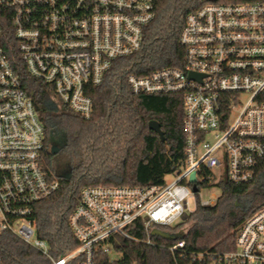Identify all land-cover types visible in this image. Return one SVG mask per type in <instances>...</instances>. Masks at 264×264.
<instances>
[{
    "label": "built area",
    "instance_id": "1",
    "mask_svg": "<svg viewBox=\"0 0 264 264\" xmlns=\"http://www.w3.org/2000/svg\"><path fill=\"white\" fill-rule=\"evenodd\" d=\"M155 17V0H0V40L11 31L23 67L49 92L45 105L90 120V89L102 85L118 61L142 50ZM180 44L181 67L130 74L126 82L134 95L182 97V168L162 186L83 188L69 217L80 245L58 258L38 237L34 221L37 205L60 188L43 165L45 125L0 47V235H15L50 264H96V252L114 251L113 237L140 242L131 232L137 222L152 244L154 229L179 224L199 204L214 205L217 200L199 199L201 190L222 181L263 182L264 2L204 0L187 17ZM185 245L179 240L170 251L175 255ZM213 264H264V206L240 228L235 250L215 255Z\"/></svg>",
    "mask_w": 264,
    "mask_h": 264
},
{
    "label": "trees",
    "instance_id": "2",
    "mask_svg": "<svg viewBox=\"0 0 264 264\" xmlns=\"http://www.w3.org/2000/svg\"><path fill=\"white\" fill-rule=\"evenodd\" d=\"M204 0H155V20L146 28L142 50L131 58L118 61L98 87L90 89L94 115L90 120L68 109L49 112L45 101L49 92L43 82L32 78L20 59L11 31L0 40L14 64L25 90L31 96L43 121L48 141H61L67 155V174H59L55 157L45 151V170L60 182L59 190L36 207L34 221L37 235L48 242L54 257H60L80 243L74 237L69 217L80 200L83 188L94 186L150 187L166 184L168 176L182 168L185 159L184 104L177 95H134L126 78L130 74L145 76L165 67H181L184 49L180 35L187 17L198 10ZM264 2V0H235ZM157 121L165 140L149 129ZM263 182L236 186L222 181L221 195L212 206L198 205L172 227L158 229L176 234L191 223L184 234L185 248L171 253L177 242L152 237L141 222L131 232L140 242L113 237L117 259L98 251L96 264H213L214 256L234 251L238 232L244 222L264 206ZM71 178L68 179V176ZM247 206H237L242 199ZM199 255H206L200 262ZM0 258L3 264H50L37 250L15 235H0ZM80 259L69 264H78Z\"/></svg>",
    "mask_w": 264,
    "mask_h": 264
},
{
    "label": "rangeland",
    "instance_id": "3",
    "mask_svg": "<svg viewBox=\"0 0 264 264\" xmlns=\"http://www.w3.org/2000/svg\"><path fill=\"white\" fill-rule=\"evenodd\" d=\"M55 147L57 149H60V146L56 145L55 144ZM55 157V162L56 164L58 165V167L60 168V170L58 169L59 171V174H67V155L62 151H59V153L57 155L54 156ZM43 165L45 166V161L43 160ZM173 180V177L172 175L168 176L167 179H166V182H171ZM221 195V190L219 188H213L211 190L209 189H204V190H201L200 192V200L202 201H208V200H214L216 201ZM241 206H247L248 204V200L247 199H242L238 202ZM191 208L192 210H194V201H191ZM191 226V223H187L183 226L182 230L186 231L189 229V227ZM111 257L112 259H117L118 256L117 254L113 251L111 253Z\"/></svg>",
    "mask_w": 264,
    "mask_h": 264
},
{
    "label": "water",
    "instance_id": "4",
    "mask_svg": "<svg viewBox=\"0 0 264 264\" xmlns=\"http://www.w3.org/2000/svg\"><path fill=\"white\" fill-rule=\"evenodd\" d=\"M45 108L49 112H55L56 113V112L59 111V107L56 104H54V103H46ZM149 129L151 131H154L155 133H157L160 136V138L162 139V141L165 140L164 132L162 131L161 125L157 121H151L150 124H149ZM56 153H57V151L53 147L52 155H56ZM70 178H71V175L68 176V179H70ZM195 181H196V174L193 173L191 175L190 182L194 183ZM194 192L195 193L198 192V188L197 187L194 188ZM237 206L240 207L241 205L239 203H237ZM151 236L152 237H159V238H162V239H165V240L175 241V242L184 239V233L183 232L172 234V233L163 231V230L158 229V228H156V229H154L152 231Z\"/></svg>",
    "mask_w": 264,
    "mask_h": 264
},
{
    "label": "flooded vegetation",
    "instance_id": "5",
    "mask_svg": "<svg viewBox=\"0 0 264 264\" xmlns=\"http://www.w3.org/2000/svg\"><path fill=\"white\" fill-rule=\"evenodd\" d=\"M55 144L58 145V146H60V149H57V148L55 147ZM53 147H54V148L56 149V151H57L56 155L59 153V151H62V150H63V144H62L61 141H58V143H57V142H51V141H48L47 144H46V151L50 152L51 155H52V149H53ZM52 156H55V155H52ZM57 168L60 170V168L58 167V165H57Z\"/></svg>",
    "mask_w": 264,
    "mask_h": 264
}]
</instances>
